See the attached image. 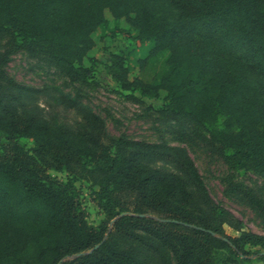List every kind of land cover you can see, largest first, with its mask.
Masks as SVG:
<instances>
[{
    "label": "trees",
    "instance_id": "16d2710c",
    "mask_svg": "<svg viewBox=\"0 0 264 264\" xmlns=\"http://www.w3.org/2000/svg\"><path fill=\"white\" fill-rule=\"evenodd\" d=\"M106 12L153 42L140 69L168 51L155 84L130 78L125 57L112 54L110 72L120 86L156 98L162 92L163 116L181 129L200 128L210 144L264 174V0H0V35L10 41L0 54V264L264 260L246 248L263 245V237L241 230L212 200L182 148L111 135L100 115L71 99L73 125L47 117L34 103L39 91L6 75L9 55L27 51L86 82L93 33L107 23ZM50 169L74 178L60 180ZM85 171L94 175L90 195L106 218L98 226L88 223L75 184ZM227 186L264 218V203L250 189L230 180ZM225 225L239 234H227Z\"/></svg>",
    "mask_w": 264,
    "mask_h": 264
},
{
    "label": "rangeland",
    "instance_id": "374dc122",
    "mask_svg": "<svg viewBox=\"0 0 264 264\" xmlns=\"http://www.w3.org/2000/svg\"><path fill=\"white\" fill-rule=\"evenodd\" d=\"M105 15L107 23L99 25L93 33L95 44L89 56L95 61L92 76L86 82L70 80L58 67L39 56L30 55L27 51H15L9 55L4 66L6 75L19 86L39 91L34 103L47 117L55 115L60 121L73 125L78 116L66 106V100L71 99L100 115L111 135L124 134L134 140L166 143L182 148L195 164L212 200L239 220L241 230L256 233L264 239L262 215L246 198L227 191V181L230 180L250 189L264 203V174L253 169L245 160L231 157L219 147L210 144L203 137L207 135L200 128L186 124L181 129L176 121L163 116L160 112L162 92L156 98L143 95L138 90L123 89L110 72L112 54H122L125 57L124 65L130 78L138 76L143 82L155 84L167 69L168 51H160L148 58L140 69L139 61L147 57L153 42L140 41L136 37L137 30L130 28L125 20H116L108 12ZM123 30L129 32H122ZM9 47L8 37L0 35V54L5 53ZM63 99L64 102H61ZM21 142L27 148L32 147L29 138H22ZM48 172L63 181L74 178L63 170L50 169ZM75 184L80 189L88 223L98 226L106 218L90 195L91 189H96L94 175L87 171L82 172ZM224 230L229 235L239 234V231L228 225L224 226ZM246 248L250 252L264 253V244ZM150 257L151 264H158ZM250 258V264H264V260L255 255Z\"/></svg>",
    "mask_w": 264,
    "mask_h": 264
},
{
    "label": "water",
    "instance_id": "95a60500",
    "mask_svg": "<svg viewBox=\"0 0 264 264\" xmlns=\"http://www.w3.org/2000/svg\"><path fill=\"white\" fill-rule=\"evenodd\" d=\"M98 245H95L93 248H96Z\"/></svg>",
    "mask_w": 264,
    "mask_h": 264
}]
</instances>
